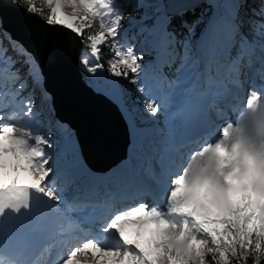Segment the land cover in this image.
<instances>
[{"label": "snow or ice", "instance_id": "obj_1", "mask_svg": "<svg viewBox=\"0 0 264 264\" xmlns=\"http://www.w3.org/2000/svg\"><path fill=\"white\" fill-rule=\"evenodd\" d=\"M12 5L69 34L26 25L54 56L78 48L81 85L117 107L129 144L91 169L0 21V264H264V0Z\"/></svg>", "mask_w": 264, "mask_h": 264}, {"label": "water", "instance_id": "obj_2", "mask_svg": "<svg viewBox=\"0 0 264 264\" xmlns=\"http://www.w3.org/2000/svg\"><path fill=\"white\" fill-rule=\"evenodd\" d=\"M0 16L4 29L40 60L48 85L56 93L59 113L75 130L90 166L104 171L115 165L124 156L129 143L128 129L119 110L103 96L93 95L81 85L78 48L72 56H54L50 46L42 47L32 39L26 25L42 33L48 32L57 44L71 43L69 34L47 29L38 21L26 20L12 5V0H0Z\"/></svg>", "mask_w": 264, "mask_h": 264}, {"label": "bare ground", "instance_id": "obj_3", "mask_svg": "<svg viewBox=\"0 0 264 264\" xmlns=\"http://www.w3.org/2000/svg\"><path fill=\"white\" fill-rule=\"evenodd\" d=\"M122 200H126L127 202H129L132 198H127L125 196L121 197ZM161 200V199H160Z\"/></svg>", "mask_w": 264, "mask_h": 264}, {"label": "rangeland", "instance_id": "obj_4", "mask_svg": "<svg viewBox=\"0 0 264 264\" xmlns=\"http://www.w3.org/2000/svg\"><path fill=\"white\" fill-rule=\"evenodd\" d=\"M105 86L110 87V85H107V84Z\"/></svg>", "mask_w": 264, "mask_h": 264}]
</instances>
